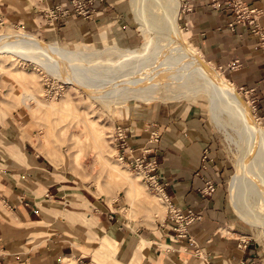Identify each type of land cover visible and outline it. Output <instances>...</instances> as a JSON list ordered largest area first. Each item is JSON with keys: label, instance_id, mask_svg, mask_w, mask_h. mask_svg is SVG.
Instances as JSON below:
<instances>
[{"label": "crops", "instance_id": "obj_1", "mask_svg": "<svg viewBox=\"0 0 264 264\" xmlns=\"http://www.w3.org/2000/svg\"><path fill=\"white\" fill-rule=\"evenodd\" d=\"M92 1L91 16L86 18L76 14L68 0H0V23L21 27L50 42L74 41L76 36L91 41L106 30L112 40L113 36L129 37L125 0ZM241 1L259 10L262 39L245 22L229 27L234 14L227 0H184L180 21L189 31L188 41L194 37L208 61L227 72L232 85L252 89L250 94L264 121V0ZM57 5L64 14L47 20L42 11ZM177 18L178 12L176 22ZM136 107L127 103L115 109L118 115L124 109L119 125L126 128L128 145L135 150L157 130L159 139L149 156L158 162L159 183L175 207L200 216L186 227L191 241L173 242L174 223L167 217L132 232L122 227L112 209L103 204L100 210V201L80 190L87 200L70 201L62 192L77 186L66 168L57 171L28 139L23 142L26 135L19 133L18 126L22 109L9 113L0 105V264L253 262L255 247L248 242L239 245L235 239L241 227L226 205L225 161L218 155L202 110L194 104ZM232 179L230 206L236 216L252 225L234 199ZM207 180L215 184V190L202 197L200 190ZM222 228L236 237L223 235Z\"/></svg>", "mask_w": 264, "mask_h": 264}, {"label": "rangeland", "instance_id": "obj_2", "mask_svg": "<svg viewBox=\"0 0 264 264\" xmlns=\"http://www.w3.org/2000/svg\"><path fill=\"white\" fill-rule=\"evenodd\" d=\"M164 1L165 0H144L140 2L145 9L143 10L145 16L154 19L159 23L160 21L165 20L166 17H164V11L166 10V4H164ZM183 3L184 0L172 1V4L170 5L173 10L172 23L180 28L182 37L197 52V54L201 56L203 61L210 65L219 77L223 78L224 82L233 87L235 94L246 104L252 119L260 129L264 131V121L260 118L258 113L259 108L256 106L257 102L250 94V89H243L232 85L227 72L216 66L214 61L211 63L208 61L203 52L197 46L195 38L193 37L188 41L187 35L189 31L184 28L180 21ZM125 5L126 12L124 13V21L126 22L125 28L127 27L126 29L129 37L119 39L118 37L113 36V40L116 41L117 46L120 48L129 47L131 49H138L143 45L144 38L140 32L138 20L133 13L131 0H125ZM177 12L178 18L176 22ZM242 23L243 22L237 24ZM14 28L18 27L15 26ZM155 31L159 33H167L163 27L160 26L156 27ZM251 32L258 36V34L252 31V26ZM76 37H74V40ZM107 41L108 40L106 39H101L99 36H94L93 40L88 41L87 44H90L95 48H100L103 47ZM148 41L153 43V38H149ZM45 42L55 43L57 41ZM58 42V45L68 47L74 41L62 40ZM162 43L165 42L163 41ZM79 46V44L74 45L75 48H78ZM10 68L16 71L21 80L27 81V84L30 83L29 85L31 86V89L43 103L62 105L65 110V112L62 113L51 112L33 117L27 108L19 106V94L22 91V86L19 84H13L11 77L0 71V105L9 113L13 110L22 109V120L21 122H18V126L20 129L19 133L23 132V134L26 135V137L23 138V142L25 139H28L30 145H32L36 152L40 154V157L53 163L57 171L66 168L68 175H71V179L75 182L74 184L77 188H64L62 194L66 195L70 201L75 199L87 200L83 194L89 197V199L99 200L100 210L103 209V204L107 205L115 212V214H117V218L122 224V227L128 229V231L131 230L132 232L136 231V229L142 225L154 226L155 222H161L168 216L166 204L161 200L160 195L151 190L150 187H147L142 182L139 175L130 169L126 163L117 159L116 147L112 142L110 135L113 132L114 126L119 124L124 116V109H122L120 115L115 112V109L124 104L115 105L112 110H108L100 101L90 97L84 89L64 84L57 77L51 74L48 75L49 73H47L41 66L29 61L14 63ZM190 95V98H182L180 100H157L149 101L147 103L130 101L129 105L130 108L138 110L136 106L145 109L155 105L170 106L178 104H194L202 110L204 118L207 121L206 123L212 134L215 136L218 155L225 161L226 171L224 172L223 185L225 189L226 205L233 220L238 222L241 227V230L238 231L239 235H237V238L235 239H237V242H240L239 245L248 242L251 247H255V256L253 257L254 259L251 264H264L263 199L257 194H249V196L245 198L247 206L245 205L246 207H243L239 205L235 188H233L236 203L242 209L247 221L252 225H249L236 216L229 203V179L233 178L232 182L234 187V184L238 180L237 163L241 162L244 158L242 153L244 152L246 139L243 136L238 135L236 128L237 125L233 124L226 111L220 112L221 122H216L211 115L206 96L202 93H192ZM30 106L36 107L37 104L36 102L31 101ZM80 117L86 120L90 129L89 131L97 132L100 129L101 132L98 134L97 140V144L100 146V154L98 153V149L93 145V141L89 138L86 125L84 123H79ZM150 142H154V144L151 146L149 145L148 147L152 148L156 145V142L151 139ZM108 162L123 171L124 175H129L135 178L139 186V194L141 195L132 204L131 212L127 211V207L129 206V193H126V187L119 176L111 172ZM110 196L114 198L111 200L109 198ZM107 198L110 200H107ZM126 225L130 228H126ZM219 232L223 235H233L236 237V234L228 233L224 228ZM198 260L200 261V259H197V261Z\"/></svg>", "mask_w": 264, "mask_h": 264}, {"label": "bare ground", "instance_id": "obj_3", "mask_svg": "<svg viewBox=\"0 0 264 264\" xmlns=\"http://www.w3.org/2000/svg\"><path fill=\"white\" fill-rule=\"evenodd\" d=\"M142 1L131 0L144 38L143 45L138 49L118 47L107 30L99 35L101 39L108 40L103 47L95 48L80 36L70 46L63 47L57 42L47 43L18 26L14 28V25L0 23V71L10 76L13 84L22 86L19 106L27 108L33 117L65 112L62 105L43 103L31 89L30 83L21 80L16 71L10 68L21 61L39 65L48 75L57 77L64 84L84 89L108 110L130 101L180 100L190 98L192 93H202L208 99L214 121L220 123V112L226 111L233 124L237 125L238 135L246 139L242 153L244 158L237 163L238 180L234 184L239 205L247 206L245 198L249 194L261 196L264 205V131L252 119L246 104L235 94L233 87L203 61L182 37L180 28L172 23L173 10L170 5L173 0L164 1L166 18L160 23L145 16ZM158 26L167 33L156 32ZM151 37L153 43L148 41ZM75 44L80 46L75 48ZM31 101L36 102L37 106L31 107ZM79 123L86 125L89 138L100 154L97 144L100 129L97 132L89 131L82 117ZM109 165L111 172L119 176L126 193H129L127 211L131 212L132 204L141 195L139 186L135 178L124 175L112 163Z\"/></svg>", "mask_w": 264, "mask_h": 264}, {"label": "built area", "instance_id": "obj_4", "mask_svg": "<svg viewBox=\"0 0 264 264\" xmlns=\"http://www.w3.org/2000/svg\"><path fill=\"white\" fill-rule=\"evenodd\" d=\"M73 7L76 14L83 17H90L93 9L92 0H68ZM230 1V7L234 12V20L229 23L230 27L241 22H245L252 26V31L262 39L263 29L259 25L260 12L256 8H251L241 0H227ZM44 17L49 21L57 20L61 15L64 14L65 10L60 5L54 7H48L43 11ZM49 79V78H48ZM252 91V89H250ZM112 142L114 143L117 151V159L124 162L132 169L137 175H139L142 182L150 187L151 190L157 192L161 200L166 204L167 207V219L174 223L173 227V242H184L191 241L190 235L186 227L194 220L200 218L197 213H193L191 210H187L186 213L179 210L172 203L170 197L164 192L158 178L159 165L156 159L150 157L151 149L148 147L150 139L155 141L156 144L159 139V134L156 129L150 132L149 140L145 145L137 150L129 147L128 135L126 128L119 124L114 126L113 132L110 135ZM206 158V156H204ZM205 168V163L202 164ZM215 190V184L209 180L205 181V185L200 190L202 197L210 196Z\"/></svg>", "mask_w": 264, "mask_h": 264}]
</instances>
